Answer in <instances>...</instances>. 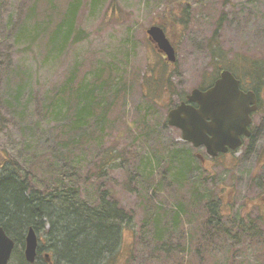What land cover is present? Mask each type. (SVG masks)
<instances>
[{"label":"rangeland","instance_id":"1","mask_svg":"<svg viewBox=\"0 0 264 264\" xmlns=\"http://www.w3.org/2000/svg\"><path fill=\"white\" fill-rule=\"evenodd\" d=\"M67 1L55 0L56 6L52 10L56 18ZM180 1L97 0L98 3L93 6L90 2L88 5L82 3L76 22L84 29L85 37L77 41L71 40L65 47L47 53L46 39L32 42L28 35L17 38L16 32L6 29L10 20L18 23L25 19V11L32 0H0V149L10 159L18 161V164L24 163L27 150L31 147L59 146L57 132L60 127L56 122L59 117L52 115L50 109L46 114V110L50 108L47 100L58 93L76 63L82 64L83 70L89 69L90 64L111 67V63L113 69L126 78L131 88L126 107L120 109L121 119L106 129L102 147H116L121 152L120 160L123 159L124 162L119 167L106 171L101 182L102 189L109 190L120 205L135 213L134 228L127 227L123 231V247L127 250L137 241V233L139 234L146 216V204L150 205V201H165L167 204L169 192H174L172 187H166L165 184L160 186V192L152 196V186L148 197L140 192L141 182H144L145 188L147 186L144 178L137 177L141 166H145L148 161L144 159L141 164L142 157H152L154 154L155 162L150 163L145 176L157 179L168 166V157L175 151L190 150L196 154L197 162L187 177H205L202 188L219 197L222 212L235 216V220L239 218L235 214V206L246 202V196L260 195V190L255 188V183L251 180L247 195L243 193L244 187L241 184L235 199V154L223 155L215 161H203L202 158L208 157L205 149L183 141L181 131L170 126L167 118L169 109L179 102L180 96L190 93L203 84L204 80L211 79L215 70L211 63L210 44L218 46L228 59L217 64L235 62L240 57L264 64V0ZM180 3L188 5L187 15H181ZM49 8V1L39 3L38 16L34 18L43 19ZM152 25H164L168 37L177 49V61L171 66V89L165 87L168 97L161 100V105L156 104L153 114L151 113L148 124L151 132L139 139L142 127H137L135 121L138 119L140 101L146 100L143 93L147 92V86L143 89L137 80L143 74L149 76L150 69L163 70L164 77L168 74V69L161 63L165 56L158 51L146 32ZM216 34L218 45L213 39ZM16 71H19L20 77L23 76V98L20 102L10 100V95L16 90L15 83L19 80ZM243 83L249 86L251 82ZM153 91L154 88L148 86V92ZM260 92L264 97V88ZM90 152L88 157L79 155L77 163L72 164L73 172H77L80 180H88L85 186L93 184L95 178L97 180L93 175L96 174L95 166L100 153ZM244 166L240 169V175H245L244 172L252 169L246 163ZM149 172H152L151 176ZM88 176L90 179H87ZM242 181L250 180L247 177ZM258 201L263 203L261 199ZM260 212L259 216L264 217V210ZM250 214L251 217H258L256 210H252ZM193 227L194 223L184 224L180 229H184L186 233ZM147 235L151 237L150 234ZM180 235L181 232H176L169 237L178 242ZM45 240H39V245L50 247ZM147 247L136 246L138 261L134 264H172L146 257L145 249L150 248ZM9 264H18V258L12 257ZM190 264H264V245L253 244L248 238L240 242L221 239L218 247H211L201 260L191 256Z\"/></svg>","mask_w":264,"mask_h":264},{"label":"trees","instance_id":"2","mask_svg":"<svg viewBox=\"0 0 264 264\" xmlns=\"http://www.w3.org/2000/svg\"><path fill=\"white\" fill-rule=\"evenodd\" d=\"M43 1L32 0L25 11V19L18 23L10 20L6 29L16 32L17 38L28 35L32 42L46 39L47 53L65 47L71 40L85 37L84 29L76 22L79 9L82 3L88 5L90 2L93 6L98 3L97 0H68L58 18L52 10L56 6L55 0H46L49 1L50 10L43 19H35L38 16V4ZM180 2L185 3L184 0ZM182 3L179 4L182 6L181 15H187L188 5ZM159 26L165 29L164 25ZM213 39L218 45L217 34ZM208 47L215 72L199 88L212 86L224 69L233 72L242 82H251L249 86L243 83L245 88H264V64L244 57L236 58L235 62L217 64L228 59L218 46L210 44ZM161 63L168 69L166 77L163 70L150 69L149 76L143 74L137 80L143 89L147 86V92L143 93L146 100L140 101L138 119L135 121L137 127H142L139 139L151 132L148 127L151 113L156 104L161 105V100L168 97L165 87L171 89L172 63L166 58H162ZM110 65L95 63L83 70L82 64L76 63L58 93L47 100L50 108L46 114L50 109L52 115L59 117L56 120L60 127L57 132L58 147H31L27 150L23 164L10 159L0 149V223H4L7 234L16 242L12 257L16 256L25 264H30L24 255L25 234L29 227L35 228L40 236L46 235L47 243L53 239L56 246L48 250L52 264H134L138 261L135 252L138 245L150 247L145 249L146 257L172 264H190L191 256L201 260L211 247H218L221 239L240 242L248 238L253 244L264 245V217L260 215L254 218L250 213L240 210L236 215L239 218L235 220V216L223 213L219 197L202 188L205 177H187L197 162L196 154L190 150H180L168 157V166L163 172L160 171L161 175L157 179L145 176L150 163L155 162L154 154L152 157H142L141 164L144 159L148 161L145 166H141L137 177L144 178L147 186L145 188L144 182H141L140 192L148 197L152 186V196L160 192L164 184L172 187L174 192H169L167 204L165 201H150V205L146 204V216L137 233V241L131 249H124L123 231L127 227L134 228L135 213L120 205L109 190L102 189L101 182L106 171L119 167L124 160H120L121 152L116 147H102L106 129L121 119L120 109L126 107L131 88L126 78ZM16 77L19 80L15 83L16 90L10 95V100L20 102L23 98V76L20 77L19 71H16ZM148 86L154 91L148 92ZM180 100H185V96H180ZM91 150L100 153L95 166L96 174L93 175L97 180L95 178L93 184L85 186L88 180L81 181L77 172H73L72 164L77 163L79 155H91ZM152 172H149L150 176ZM192 223L194 227L188 232L180 229L182 225ZM176 232L182 233L178 242L169 237ZM40 248L43 251L48 249L45 246ZM43 251L37 252L36 260L47 264Z\"/></svg>","mask_w":264,"mask_h":264},{"label":"water","instance_id":"3","mask_svg":"<svg viewBox=\"0 0 264 264\" xmlns=\"http://www.w3.org/2000/svg\"><path fill=\"white\" fill-rule=\"evenodd\" d=\"M169 62H176V50L165 30L158 25L147 29ZM255 91L241 89L240 80L230 71L222 70L208 89L194 88L168 112V124L181 131L182 139L195 147H205L210 156L226 153L241 144V135H249L251 112L257 107ZM27 261L36 260L39 238L33 228L25 237ZM15 241L0 228V264H8Z\"/></svg>","mask_w":264,"mask_h":264},{"label":"flooded vegetation","instance_id":"4","mask_svg":"<svg viewBox=\"0 0 264 264\" xmlns=\"http://www.w3.org/2000/svg\"><path fill=\"white\" fill-rule=\"evenodd\" d=\"M242 89L245 90L244 88ZM255 92L257 93V101L254 105H256L257 108L250 114L251 122L248 127L250 134L240 136L241 144L235 147V151L229 150L226 153H219L214 157L208 156L207 158H202V160L205 162L215 161L223 155L235 154V199L239 193L241 184L244 187V191L242 189L243 193L247 195L249 188H251V180L254 181L255 188L260 190V195H256L257 197L246 196V202L237 204V206H235V214H239L240 210L245 213H252V210H256L258 212L257 216H259L261 213L260 210H264V97L259 90ZM203 148L206 149L205 147ZM245 163L246 166L252 167V169L244 172L245 175H240V169H243L242 166H244ZM247 177H249V182L242 181L243 178ZM258 199H261L263 203H260ZM39 250L41 252L43 251L40 246L38 247V251ZM46 250L42 253L45 262L47 264H52L51 257L48 255L49 249Z\"/></svg>","mask_w":264,"mask_h":264},{"label":"bare ground","instance_id":"5","mask_svg":"<svg viewBox=\"0 0 264 264\" xmlns=\"http://www.w3.org/2000/svg\"><path fill=\"white\" fill-rule=\"evenodd\" d=\"M2 224V225H1ZM14 224H12V225H9V227L10 226H13ZM5 226H4V223H0V228H3L4 230H5V228H4ZM30 228H33V227H29L28 229H27V232L29 231V229ZM34 230H35V232H36V234L38 235V237H39V239L40 240H42L43 238L44 239H46L45 241H47V238L45 237V235H43V236H40L38 233H37V231H36V229L35 228H33ZM6 231V230H5ZM7 233V232H6ZM9 235V234H8ZM10 236V235H9ZM11 237V236H10ZM13 238V237H12ZM14 239V238H13ZM15 245H16V242H15ZM25 246H26V243H24V255H25ZM47 246H50V247H46V248H54V246H56L55 244H54V241H53V239H50L49 241H48V244H47ZM25 259H26V256H25ZM26 261H27V259H26ZM28 263H30L29 261H27ZM18 264H25L23 261H22V259H20V258H18ZM30 264H42L41 263V261H37V260H35L33 263H30Z\"/></svg>","mask_w":264,"mask_h":264}]
</instances>
